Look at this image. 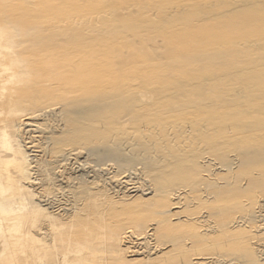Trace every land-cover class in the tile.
Listing matches in <instances>:
<instances>
[{"label": "bare ground", "instance_id": "bare-ground-1", "mask_svg": "<svg viewBox=\"0 0 264 264\" xmlns=\"http://www.w3.org/2000/svg\"><path fill=\"white\" fill-rule=\"evenodd\" d=\"M35 1L0 0V163L5 182L17 177L15 186L0 195V211L11 210L7 205L15 195L29 198L26 235L32 264H105L111 259L112 264H156L158 259L213 264L194 257L191 249L190 239L200 240L205 233L190 231L189 222L175 223L172 201L190 203V193L198 204L211 201L220 208L207 211L208 221L242 212L222 227L239 228L232 239L224 234L232 246L264 235V0H146L158 7L156 14L147 8V14L137 9L121 14L135 21L128 23L135 31L158 28L160 38L149 42L133 34L140 48L132 51L124 43L110 47L114 39L92 20L94 0H50L53 11L82 3L80 23L70 17L34 22L35 12L50 14L45 2L39 6ZM147 52L152 57L142 58L146 64L135 66L133 75L121 67L103 70L105 58L116 55L115 63L127 64ZM95 58L102 65H91ZM53 87L70 99L58 101L61 97L49 91ZM23 113L43 120H8ZM19 135L30 149L14 146ZM8 150L11 158L3 155ZM77 150L92 161L111 162L120 176L126 173L121 181L126 190L119 198L97 202L92 185L98 178L68 176L63 186L54 185L75 195L79 209L54 212L36 192L40 182L30 172L35 168L52 184L53 170L70 166ZM47 155L54 156V163ZM31 161L36 164L29 166ZM130 178L135 181L128 187ZM136 189L139 195L123 198ZM68 218L69 228L79 225L76 234L82 239L75 243L78 260L67 263L52 248L66 228L62 219ZM131 235L140 246L129 254ZM149 240L156 252H149ZM256 252L243 248L238 263L264 264Z\"/></svg>", "mask_w": 264, "mask_h": 264}, {"label": "rangeland", "instance_id": "rangeland-1", "mask_svg": "<svg viewBox=\"0 0 264 264\" xmlns=\"http://www.w3.org/2000/svg\"><path fill=\"white\" fill-rule=\"evenodd\" d=\"M42 2H45L43 6H46L48 8V12H50V14L41 15L35 12L33 14L34 22L40 21V19H43V20L46 19V20L51 21V20H54L56 17L75 18V21H77L78 23H80L82 20L81 18L84 12V7H82V3H78V5L75 4L74 8H65L64 10H61V11H55V10L53 11V9L50 6L51 5L50 0H36L34 3L40 6ZM90 8L94 12L92 20L100 22L101 27L106 30V33L104 34V36L114 39V42L110 45V47H115L118 44L124 43L126 45H129L130 51L139 50L140 47L137 46V40L135 39V37H133V34L144 36V39L149 42L153 41V37H156L157 39L160 38L159 37L160 34L158 33V28L152 27V26H146V28H142L141 30L139 29L135 31L132 27L128 25V23L135 24V21L121 14V13H125L127 15L133 9H137L138 12L143 13V10L146 8L147 10L151 11L153 14H156V8L158 7L155 6L153 1L146 2V0H126L123 3L122 0H114L113 2L106 4L102 0H94L91 3ZM110 10H117L116 15L115 16L110 15L109 14ZM143 14H147V12ZM102 15H104L105 18H103ZM106 17L109 18V21L107 23L103 21L106 19ZM91 25L92 24H89V26ZM0 26L4 27L3 24H1ZM85 37H87L85 39V41L87 42L89 40L88 39L89 36H85ZM91 55H92L91 57H94V54H91ZM148 57L149 58L152 57V54L150 52H147L146 54L141 55L139 59H134L133 61L131 60V61H128L127 64H124L122 60L119 63H115L119 59V57L115 55L114 57L105 58L106 61L103 60V64L107 63L106 65H103L104 66L103 70L104 72H106L107 67L115 66L118 68L120 67L123 68L125 74L133 75L135 74L134 67L141 63L146 64L145 63L146 59L142 61V58H148ZM97 60L98 59L96 58L93 59L91 61L92 62L91 65H94V66L102 65L100 63H97L98 62ZM158 60L153 61V62H158L153 65H158L159 64ZM26 87L28 90L30 89L28 85ZM57 90L58 88H55V87L49 89L50 92L55 91V94H57V96H54L55 98L59 99L58 95L61 97L58 101L70 99L69 95L64 96L63 93L59 94L58 93L59 91ZM81 92L82 91L77 92L75 96H80ZM111 114L112 113H110L109 115ZM19 117H23L24 123L33 122L35 119L39 121L43 120V117L41 115L36 118H33V117L26 116L24 113L22 115H16V116L11 115L8 117V120L10 122H14V120ZM52 122H55V121H52ZM32 132H30L31 133L30 136L36 139L34 136H36L38 133L36 134V132H33V133ZM11 133L13 132L11 131ZM27 143L28 142H26L25 139L21 135H19L18 145L15 144L14 146L16 147L18 146L19 151L21 149H24V146H27L30 149L31 147L30 145H27ZM69 151L70 149L67 150V152ZM30 152H33V151H29V153ZM36 152L42 153V151H36ZM76 152L77 153L73 154V160L71 161V164H69L70 166H68L66 169L61 167L60 169L56 168L53 170L51 174L53 175L55 181H53L54 183L52 184L47 183V180L50 179V177H47L46 174L41 173L40 171L36 172L35 168H33L32 170L33 172L32 171L30 172V175H32V177L33 176L36 177V182H40L38 184V189L36 190V192H38L39 194H42L48 199L49 206L54 212H56V210L57 212H65V211H62L61 209H65L67 212H70V211L73 212L74 209L75 210L79 209L78 208L79 202L78 200H76L75 195H73L67 189L59 188L55 186V185H58L59 183H61V186H63L62 182H66L67 179L65 178H67L68 176L75 177L78 175V176H83V177L91 176V177L98 178L99 181L95 179L96 182L94 183V185H92L94 192L96 194L95 196L98 199L97 202L100 201L99 199L101 197L105 200L109 198V196H116V198H119V194L122 193L124 190H126V187H125L126 184L121 182L124 179L122 176L126 173H120L121 176L119 175V173H117L118 174L117 175L115 173L116 170L111 164V162H108V161H106L107 163L95 162V161H92V159L90 158H85V154L83 151L77 150ZM11 154L12 152L9 150L3 153V155L9 156V158H11ZM17 156L20 159L22 155L20 153H17ZM31 158H33V156H30V159ZM46 158H48V160L51 161V163H54L55 159L53 155H47ZM35 164H36L35 161H31L29 166H33ZM1 165H2V162L0 163V188L2 189V193L0 195H4V193L6 192L8 188H12L15 186L17 177L10 184L8 182H5L7 175H6V171L4 170V168L1 167ZM14 166H15V163H11L9 165V170H13ZM53 166H55V164H53ZM55 173H56V176H54ZM110 173L114 174V176H112ZM111 177H113L112 180H115V181H111ZM116 177L118 178L120 182L116 179ZM130 179L131 180L133 179V180L132 181L129 180L128 187L131 186L130 184L135 181L134 178H130ZM105 181L106 183H104ZM109 181L110 183H108ZM136 192H137V189L129 193L124 192L123 198L129 195L130 196L139 195V194H136ZM190 194L194 198L193 200H190V203L186 202L182 204L183 201L176 202L175 200H173L172 202H174L175 205H174V208L172 207V211L176 215L175 223L178 227H180L184 222H189L190 231L193 230L195 233H198V234L205 233V237L200 240L190 239L191 249L194 250V253H195L194 257L202 259L203 262L205 261L207 262L210 260L215 261L213 264H247L245 261H243L244 260L243 258H242L243 262L238 263L240 259H238L236 256L238 252L240 251L242 252L243 248L252 247L254 252H256L255 250H258L256 252L257 257L261 258V261L264 260L262 259L264 258V252L258 249V248L264 247V246H260V245H264V235H259V234L256 235L254 237L255 240L252 243L251 241L248 242L247 240H244L240 242L241 244L239 246L238 245L232 246L230 240L226 241V239L224 238V234H226V235H231L230 239H232L233 238L232 235L236 234L237 230H239V228H237L235 230L230 229L228 231H225L222 228L224 227L223 226L224 223L226 224L232 223V221L238 218L242 212L238 211L231 217L224 216V215L222 216L220 214L221 216H216L215 218H211V219H219L217 222L208 221L210 217H208L207 211L213 210V211L218 212L220 211V208L216 205V203H213L211 201H201L198 204L197 196L194 193H190ZM140 197L141 196H138L139 200H140ZM134 198L135 197H132L130 199H134ZM28 199L29 198H26L25 195H19V194L15 195L13 196L11 201H9L11 206L7 205V209L11 208V210L7 212L0 211V264H32L31 252H30L31 239H30L29 234L26 235V231H27L26 227L28 225L27 219H29L30 217ZM74 201H76L77 204H75ZM107 214L108 213L106 212V215ZM165 215H170V213H166ZM9 217H12V219L9 220L8 219ZM231 218L233 219L228 220ZM69 220L70 218L62 219V221H65L64 227L66 228L60 230L62 234L59 237V239H57L56 242H54L56 246L52 248V250L55 251L56 255H58L61 259L66 258L67 263L68 261L71 262L73 259L78 260L79 253L75 252L78 249V247L75 245V243L76 241H79L82 239L81 236H78V234H76L79 230V225L74 223V226L69 228L67 225ZM260 222L263 223L264 221H260ZM244 225L248 226L247 223H244ZM247 226L246 227L243 226L241 228H244V230H247L249 228ZM129 229L132 230L131 228H127L126 231H128ZM130 230L128 233H130ZM66 231H71V232L68 233ZM131 237L132 239H130L128 243V246H130L131 248V250L130 248H128V250L130 251L129 254H131L132 251H134V248L135 250H137L139 249V246H140L139 239L137 243V236L135 238V235L134 237L131 235ZM138 237H141V236H138ZM47 240L48 242L52 241L49 238V236ZM132 240L134 242H132ZM149 246L151 248L149 249V252H152V251L156 252V248L154 247L156 245H154L152 240H149ZM234 249H237V250L234 251ZM7 250H9L10 253H7ZM260 252L263 254L262 256H258ZM249 254H251L250 251L244 250V255H249ZM152 256H154V254H152ZM108 257L110 259L111 258L114 259L113 256L112 257L108 256ZM156 261H157L156 264H169V262H167L166 260L163 261L161 259H158ZM112 263L113 262L111 259L107 261L105 264H112Z\"/></svg>", "mask_w": 264, "mask_h": 264}]
</instances>
